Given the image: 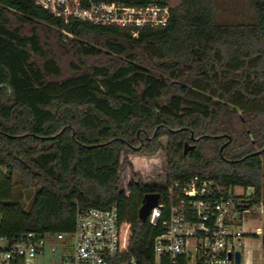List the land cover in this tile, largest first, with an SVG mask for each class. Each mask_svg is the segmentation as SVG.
<instances>
[{"label":"trees","instance_id":"trees-1","mask_svg":"<svg viewBox=\"0 0 264 264\" xmlns=\"http://www.w3.org/2000/svg\"><path fill=\"white\" fill-rule=\"evenodd\" d=\"M102 1L168 5V25L133 37L0 0V235L66 233L77 208L115 205L117 262L154 264L147 193L207 176L251 187L245 207L264 210V0H248L255 23L234 25L215 20L216 0ZM158 152L163 180L142 181L129 156ZM15 187L34 189L27 209Z\"/></svg>","mask_w":264,"mask_h":264},{"label":"built area","instance_id":"built-area-1","mask_svg":"<svg viewBox=\"0 0 264 264\" xmlns=\"http://www.w3.org/2000/svg\"><path fill=\"white\" fill-rule=\"evenodd\" d=\"M52 17L93 26H114L133 37L145 28L168 25V5H126L102 0H29ZM230 187L194 175L168 183L146 220L160 232L153 238L154 264H242L240 226L249 211ZM252 194V191L250 195ZM249 195V196H250ZM256 233L260 235V230ZM236 253L240 261L236 263ZM120 254L115 205L77 208L69 232L18 231L0 235V264H138Z\"/></svg>","mask_w":264,"mask_h":264},{"label":"rangeland","instance_id":"rangeland-1","mask_svg":"<svg viewBox=\"0 0 264 264\" xmlns=\"http://www.w3.org/2000/svg\"><path fill=\"white\" fill-rule=\"evenodd\" d=\"M215 20L225 24H253L256 22V15L252 3L248 0H216L215 2ZM71 37L70 35H68ZM66 41V40H65ZM60 46V45H59ZM62 47V46H61ZM64 49V50H63ZM65 48L57 47L56 52L59 57L67 63L70 59ZM165 144V139H162ZM129 159L138 161L142 169L141 179L144 182H161L165 175V158L163 152L156 153L153 157L140 158L129 156ZM123 173H126V166H123ZM131 175L133 166L127 167ZM135 169H137L135 167ZM125 176L122 177L124 179ZM122 185V183H121ZM252 191L251 187L235 186L231 189L234 196L241 200H248ZM34 189H21L15 187L13 190V199L19 200L22 207L27 209L30 205ZM243 235L242 264H264V250L261 240L264 236V210L261 204H255L249 208L247 213L242 215L241 226ZM260 230V235L256 230Z\"/></svg>","mask_w":264,"mask_h":264},{"label":"water","instance_id":"water-1","mask_svg":"<svg viewBox=\"0 0 264 264\" xmlns=\"http://www.w3.org/2000/svg\"><path fill=\"white\" fill-rule=\"evenodd\" d=\"M192 145L184 144L183 154H186L188 150L192 149ZM159 199L158 193H147L143 196L141 206L138 209V217L140 220H146L147 216L150 214L152 208H154ZM240 261V254L236 253V263Z\"/></svg>","mask_w":264,"mask_h":264}]
</instances>
